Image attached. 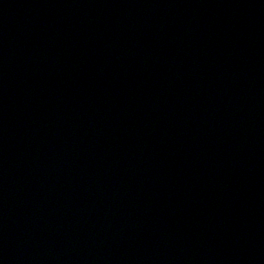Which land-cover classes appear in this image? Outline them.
Wrapping results in <instances>:
<instances>
[{
	"label": "water",
	"instance_id": "obj_1",
	"mask_svg": "<svg viewBox=\"0 0 264 264\" xmlns=\"http://www.w3.org/2000/svg\"><path fill=\"white\" fill-rule=\"evenodd\" d=\"M0 264H264V0H0Z\"/></svg>",
	"mask_w": 264,
	"mask_h": 264
}]
</instances>
